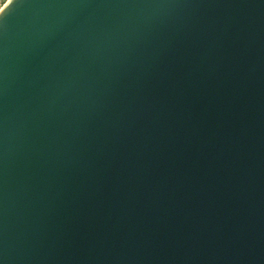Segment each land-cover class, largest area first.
Masks as SVG:
<instances>
[{"label": "water", "instance_id": "water-1", "mask_svg": "<svg viewBox=\"0 0 264 264\" xmlns=\"http://www.w3.org/2000/svg\"><path fill=\"white\" fill-rule=\"evenodd\" d=\"M6 14L2 264H264V0Z\"/></svg>", "mask_w": 264, "mask_h": 264}, {"label": "snow or ice", "instance_id": "snow-or-ice-1", "mask_svg": "<svg viewBox=\"0 0 264 264\" xmlns=\"http://www.w3.org/2000/svg\"><path fill=\"white\" fill-rule=\"evenodd\" d=\"M16 5H19V7L25 6V0H12V3L9 4L8 8H5L2 13H0V28H3L6 25L7 21V15L6 10H8L10 7L13 8ZM2 264V262H0Z\"/></svg>", "mask_w": 264, "mask_h": 264}, {"label": "built area", "instance_id": "built-area-1", "mask_svg": "<svg viewBox=\"0 0 264 264\" xmlns=\"http://www.w3.org/2000/svg\"><path fill=\"white\" fill-rule=\"evenodd\" d=\"M8 1H9V0H6V2L3 4V6H2V7H0V11H2V10H3V8L6 6V4L8 3Z\"/></svg>", "mask_w": 264, "mask_h": 264}, {"label": "clouds", "instance_id": "clouds-1", "mask_svg": "<svg viewBox=\"0 0 264 264\" xmlns=\"http://www.w3.org/2000/svg\"><path fill=\"white\" fill-rule=\"evenodd\" d=\"M5 2L6 0H0V7H2Z\"/></svg>", "mask_w": 264, "mask_h": 264}, {"label": "bare ground", "instance_id": "bare-ground-1", "mask_svg": "<svg viewBox=\"0 0 264 264\" xmlns=\"http://www.w3.org/2000/svg\"><path fill=\"white\" fill-rule=\"evenodd\" d=\"M10 1H11V0H9V2H10ZM9 2H8V3H9ZM8 3H7V4H8ZM7 4H6V6H7ZM6 6H5V7H6ZM5 7H4V8H5ZM3 10H4V9H3ZM3 10H2V11H3ZM2 11H0V13H1Z\"/></svg>", "mask_w": 264, "mask_h": 264}, {"label": "rangeland", "instance_id": "rangeland-1", "mask_svg": "<svg viewBox=\"0 0 264 264\" xmlns=\"http://www.w3.org/2000/svg\"><path fill=\"white\" fill-rule=\"evenodd\" d=\"M9 2V1H8Z\"/></svg>", "mask_w": 264, "mask_h": 264}]
</instances>
